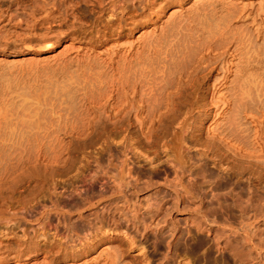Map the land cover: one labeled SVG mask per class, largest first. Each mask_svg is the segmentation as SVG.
I'll return each instance as SVG.
<instances>
[{"label":"bare ground","instance_id":"obj_1","mask_svg":"<svg viewBox=\"0 0 264 264\" xmlns=\"http://www.w3.org/2000/svg\"><path fill=\"white\" fill-rule=\"evenodd\" d=\"M174 125L177 148L191 127L229 161L264 163V0H0V218L96 138L147 149ZM119 234L61 264H133ZM2 235L0 263L26 264ZM28 245L32 264L68 257Z\"/></svg>","mask_w":264,"mask_h":264},{"label":"rangeland","instance_id":"obj_2","mask_svg":"<svg viewBox=\"0 0 264 264\" xmlns=\"http://www.w3.org/2000/svg\"><path fill=\"white\" fill-rule=\"evenodd\" d=\"M180 130L170 127L161 144L147 149L126 148L123 136L96 138L76 151L75 168L60 167L23 193L14 215L0 218V235L10 238L19 258L29 257L26 264L43 256L28 245L36 239L64 245L68 257L54 264L82 262L95 249L72 250H87L106 227L132 241L131 257L125 239L115 244L122 242L123 254L127 247L125 260L135 258L133 264H264V163L229 161L192 141L191 127L184 149L177 148Z\"/></svg>","mask_w":264,"mask_h":264}]
</instances>
